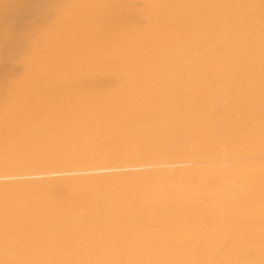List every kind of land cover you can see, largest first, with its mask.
Wrapping results in <instances>:
<instances>
[{
    "label": "bare ground",
    "instance_id": "obj_1",
    "mask_svg": "<svg viewBox=\"0 0 264 264\" xmlns=\"http://www.w3.org/2000/svg\"><path fill=\"white\" fill-rule=\"evenodd\" d=\"M28 2L0 0V264H264V0L24 30Z\"/></svg>",
    "mask_w": 264,
    "mask_h": 264
},
{
    "label": "rangeland",
    "instance_id": "obj_2",
    "mask_svg": "<svg viewBox=\"0 0 264 264\" xmlns=\"http://www.w3.org/2000/svg\"><path fill=\"white\" fill-rule=\"evenodd\" d=\"M31 1V2H30ZM38 1V2H37ZM41 1H43V0H41ZM40 0H29V2H28V5L30 6V4H32L31 5V7H33L32 9H34L35 10V12L33 13V15L31 16V19L30 20H28L29 21V25L27 24V22H25V23H23V24H21L22 25V27L24 28V30L25 29H27V30H30L31 28H32V25L34 24V23H36V21L38 20V18H37V16L40 14V13H45V12H47V5H49L48 7V9H50V7L53 9V8H56L57 7V9H58V12H60V11H62V10H64V9H66V8H68V7H70L71 5H72V3L75 1V0H60V2L58 1V0H54L57 4H55V2L53 1V0H47V2H46V0H44L47 4H46V6L44 7V6H42L41 4H40V2H41ZM35 2H36V5H35ZM53 2V3H52ZM67 2V3H66ZM68 2H70V3H68ZM38 3V4H37ZM59 4V5H58ZM67 4H69V5H67ZM55 5V6H54ZM62 5V6H61ZM37 6V7H36ZM40 6H41V8H40ZM53 6V7H52ZM64 7H66V8H64ZM35 8H37V9H35ZM40 9H41V11H40ZM38 10V11H37ZM40 11V12H39ZM49 11V10H48ZM38 15H37V14ZM32 17H33V19H32ZM35 19H37L36 21H35ZM33 22V23H32ZM28 26H27V25ZM27 27H25V26ZM22 27H21V29H22ZM20 32H21V34H20ZM20 32L18 33V38H19V40H20V42H21V44H22V49H24L25 50V48L27 47V43H28V45H29V42H28V40H27V37H26V35L24 36V35H22V31L20 30ZM22 35V36H21ZM20 37H23V38H21L20 39ZM25 47V48H24Z\"/></svg>",
    "mask_w": 264,
    "mask_h": 264
}]
</instances>
